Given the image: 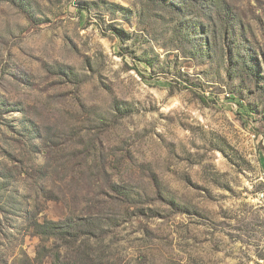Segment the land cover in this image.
<instances>
[{
	"label": "rangeland",
	"instance_id": "374dc122",
	"mask_svg": "<svg viewBox=\"0 0 264 264\" xmlns=\"http://www.w3.org/2000/svg\"><path fill=\"white\" fill-rule=\"evenodd\" d=\"M263 189L264 0H0V264H264Z\"/></svg>",
	"mask_w": 264,
	"mask_h": 264
},
{
	"label": "built area",
	"instance_id": "2783aa9c",
	"mask_svg": "<svg viewBox=\"0 0 264 264\" xmlns=\"http://www.w3.org/2000/svg\"><path fill=\"white\" fill-rule=\"evenodd\" d=\"M255 201L257 207H259L262 211H264V189L259 190L255 193Z\"/></svg>",
	"mask_w": 264,
	"mask_h": 264
},
{
	"label": "trees",
	"instance_id": "16d2710c",
	"mask_svg": "<svg viewBox=\"0 0 264 264\" xmlns=\"http://www.w3.org/2000/svg\"><path fill=\"white\" fill-rule=\"evenodd\" d=\"M50 224H53L52 222H47L45 224H37L36 226L39 227V228H42L45 232H46V229L48 228V225ZM60 233H64L65 231H63V229H61V231H59Z\"/></svg>",
	"mask_w": 264,
	"mask_h": 264
}]
</instances>
